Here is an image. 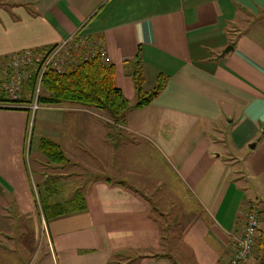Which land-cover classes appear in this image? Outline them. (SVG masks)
<instances>
[{"label":"crops","instance_id":"obj_1","mask_svg":"<svg viewBox=\"0 0 264 264\" xmlns=\"http://www.w3.org/2000/svg\"><path fill=\"white\" fill-rule=\"evenodd\" d=\"M71 35L102 42L131 105L138 74L142 92L159 77L165 83L117 123L80 104L39 103L44 114L28 161L29 116L38 109L31 113L27 99L23 107L9 102L1 65L8 54ZM263 130L264 0H0V239L20 244L30 236L36 245L37 216L29 234L13 214L30 212L38 197L48 215L38 264H176L166 252L182 264H223L250 202L259 229L245 264H264ZM43 139L61 149L63 162L41 153ZM180 194L194 207L183 201L169 224L162 196Z\"/></svg>","mask_w":264,"mask_h":264},{"label":"trees","instance_id":"obj_2","mask_svg":"<svg viewBox=\"0 0 264 264\" xmlns=\"http://www.w3.org/2000/svg\"><path fill=\"white\" fill-rule=\"evenodd\" d=\"M36 78V72L29 74L21 88L22 95L28 92L33 93ZM135 80L139 99L134 105H131L114 83V66L102 59L99 53H96L93 57L77 60L62 72H57L52 68L47 69L41 79V87H43L44 93H39L38 103L80 104L84 107L107 112L113 118L114 123H117L127 111L148 105L165 83V79L159 77L155 86L146 93L147 96H144L145 92H142L139 74ZM20 98L27 97L21 96ZM40 151L52 162L59 163L65 159L61 149L47 139L41 141ZM38 203L41 205L39 200ZM42 213L47 219L48 215L44 211V207Z\"/></svg>","mask_w":264,"mask_h":264},{"label":"built area","instance_id":"obj_3","mask_svg":"<svg viewBox=\"0 0 264 264\" xmlns=\"http://www.w3.org/2000/svg\"><path fill=\"white\" fill-rule=\"evenodd\" d=\"M99 53L105 59V49L102 42L95 37L84 35H71L60 43L52 45L42 51L23 50L8 54L1 65V74L4 77L2 87L9 98V102L21 106L22 100L30 99L28 106L34 113L39 106L38 95L41 89V79L44 72L52 68L62 72L70 64L79 59H87ZM37 73L36 84L33 93H23L21 88L32 71ZM10 73L9 76L6 73ZM21 96L27 98H20ZM17 103V104H16ZM20 103V104H19ZM259 229V211L252 202L248 203L244 214V222L239 235L233 242V250L230 258L223 264L248 263L254 253L255 240ZM53 264H57L53 261Z\"/></svg>","mask_w":264,"mask_h":264},{"label":"rangeland","instance_id":"obj_4","mask_svg":"<svg viewBox=\"0 0 264 264\" xmlns=\"http://www.w3.org/2000/svg\"><path fill=\"white\" fill-rule=\"evenodd\" d=\"M42 51V50H40ZM32 73L34 72L33 71V67H32ZM10 73H6V75L9 76ZM31 74V73H30ZM5 77V76H4ZM24 84V83H23ZM148 92V91H147ZM144 93V96H147L146 93ZM44 93V89L43 87H41L40 89V94ZM26 100V99H25ZM24 100V101H25ZM29 100V103L31 102L30 99ZM44 114V112L42 113V110L41 109H38L34 114L33 116L30 114L29 116V123H28V143H27V148L25 149V158L29 161V158H33L34 156V153L36 152V146H37V142H38V137H39V132H40V119H41V116ZM106 114H108L106 112ZM110 115V114H108ZM111 117V116H110ZM112 121L113 122V118L111 117ZM110 119V120H111ZM29 138H32L31 139V145H29ZM30 146V153H28V148ZM29 156V157H28ZM111 167L117 163V155L116 154H112V158H111ZM144 168H149V167H144ZM151 170V169H150ZM29 172V171H28ZM50 172V171H49ZM80 173H83V174H86V168H83L82 171L80 170ZM142 174V173H140ZM127 174H125L123 177H121V179H124V180H127V177H126ZM108 176L113 180L115 179V174H109L108 173ZM31 178V177H30ZM178 192H180V190H178ZM182 193V192H180ZM184 194V193H182ZM182 194L178 195V196H175V197H172V196H162V201H164L165 204H168L167 207L165 205H162L163 207H166L168 208L169 211L166 212V214L163 216V218H161L162 220H165L166 222H170L171 220V216H172V210L173 208H178L180 207L181 205H183V201H185V203H188L187 205L190 206L191 208L194 207V201L193 199L191 198H186L184 196H181ZM151 198H155V197H151ZM157 198H159V200L161 199L160 196H158ZM173 199V203L171 202V200ZM35 205L33 206L32 210L30 212H27V213H24L25 215H23L22 213H18V212H15V214H13L15 216V220H19V221H22L21 224H18L19 225V230L20 228L22 227V225H25V226H28V231H29V234H30V231H34V224L35 223V218L37 216V219H38V225H39V229L42 230L41 232V235L40 237L38 238V241L36 243V245H33V243L31 242V239H30V236H26V238L24 240L21 239H16L17 242L18 240H20V244L18 243H14L13 241H11L12 239H8L7 241H4V240H1L0 239V264H19V261H17V258L18 259H21L23 260L24 264H38L42 255L44 254V252L46 251V241L44 239V237H42L43 235V229H44V216L43 214L41 213L40 211V206H39V203H38V199L36 197V203H34ZM36 207V208H35ZM36 210V212H35ZM0 213H2L0 211ZM31 215V216H29ZM29 217V220L28 219H25V217ZM156 218H159V215H156ZM23 220H25V222H23ZM171 224V222L169 223ZM3 229H6V226H2ZM169 231H171L170 229H168ZM176 234V230L173 231V236H175ZM169 236V235H167ZM7 242V243H5ZM4 243V244H3ZM168 244H171L172 247H174L175 249L178 248L179 243L176 242V238L175 237H171V239H168ZM12 248V249H11ZM175 262H177L176 264H182L180 262V259L176 258V256L174 254H170V252H166ZM17 255V256H16ZM173 256V257H172ZM16 262V263H14Z\"/></svg>","mask_w":264,"mask_h":264},{"label":"water","instance_id":"obj_5","mask_svg":"<svg viewBox=\"0 0 264 264\" xmlns=\"http://www.w3.org/2000/svg\"><path fill=\"white\" fill-rule=\"evenodd\" d=\"M233 46L232 45H227L223 48V50L221 51L220 55L226 53L228 50L232 49ZM263 135H264V130L262 131ZM254 146V145H253Z\"/></svg>","mask_w":264,"mask_h":264}]
</instances>
